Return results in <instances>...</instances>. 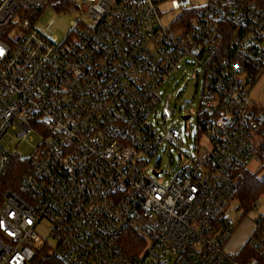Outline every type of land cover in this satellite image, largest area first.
I'll return each mask as SVG.
<instances>
[{
	"label": "built area",
	"instance_id": "2783aa9c",
	"mask_svg": "<svg viewBox=\"0 0 264 264\" xmlns=\"http://www.w3.org/2000/svg\"><path fill=\"white\" fill-rule=\"evenodd\" d=\"M166 1L163 11L161 0H0V177L16 156L4 135H42L23 190L0 188V264H35L44 251L63 264H264V212L247 241L261 256L246 260L228 249L236 219L224 215L242 171L264 157V108L249 91L264 67L252 74L220 54L227 24L235 54L264 63V9ZM49 6L79 15L60 42L34 23ZM186 63L203 89L181 117L205 126L208 147L158 182L147 157L179 142L164 85ZM130 233L140 242L128 247Z\"/></svg>",
	"mask_w": 264,
	"mask_h": 264
},
{
	"label": "rangeland",
	"instance_id": "374dc122",
	"mask_svg": "<svg viewBox=\"0 0 264 264\" xmlns=\"http://www.w3.org/2000/svg\"><path fill=\"white\" fill-rule=\"evenodd\" d=\"M195 4H202L205 0H193ZM170 7L169 1L161 0L158 4L159 10L165 11ZM79 15L73 12H66L56 6H49L41 10L34 18L36 28L43 33L50 35L57 42L66 38L74 22ZM171 16H163V21L168 22ZM196 66L193 63H186L179 71L174 72L166 81L164 90L171 98L172 107L175 108L168 124H174L178 127L180 132L179 142L177 144H166L159 147V149L151 156L147 157L148 167L150 169L157 167L162 169L159 177L152 175L156 181L165 183V180L170 179L181 167H183L189 158H194L198 152H202L208 147L207 135L205 133L197 132L196 119L191 116L189 119H184L183 104L187 103L186 108H196L201 98L203 89L202 77H195L194 71ZM250 99L256 103L264 106V70L258 77L253 86L249 88ZM182 108V110L180 109ZM197 134H200L197 135ZM42 139L36 130L31 133V139H19L13 132H7L1 139L3 146H6L11 152L16 153L23 160L30 158L34 151L36 144ZM250 171H258L261 177L264 175V161L263 159L250 162L248 165ZM264 212V194L256 200V206L241 217L242 209L239 207L238 200L232 198L224 208V215L236 219V230L233 234L234 240L228 249L232 252L242 250L253 229V219ZM36 232L42 239H45L48 246L55 247V240L49 235V228L47 223L42 222L36 226ZM41 241L38 243L40 244Z\"/></svg>",
	"mask_w": 264,
	"mask_h": 264
},
{
	"label": "trees",
	"instance_id": "16d2710c",
	"mask_svg": "<svg viewBox=\"0 0 264 264\" xmlns=\"http://www.w3.org/2000/svg\"><path fill=\"white\" fill-rule=\"evenodd\" d=\"M257 4L264 9V0H255ZM194 11L189 12L188 17L194 15ZM190 18L187 19L189 21ZM189 25V23H188ZM231 27V26H230ZM223 35V44L221 45L220 54L225 56H231L235 58L238 62L245 64L247 70L252 74H255L257 71L261 70L264 67V63L260 60H253L252 58H248L247 60L241 59L237 56L234 52V48L229 45V38L231 36V28L224 25V29L222 30ZM256 63L259 67H249V62ZM264 108V106H263ZM201 119L204 120V123L207 122L209 117L208 112L204 111L201 114ZM262 124H264V114L262 117ZM197 132L204 133L205 126L197 127ZM200 136V134H197ZM262 150L264 149V140L261 145ZM264 161V157H263ZM29 166V162L27 160L21 159L19 156H13L11 158L10 163L8 164L5 172L0 177V188H11L14 191L18 192L23 190L22 187V176L27 167ZM259 169L256 171H250L249 169H244L242 171V176L240 177L237 190L233 198L238 200L239 207L243 211V216L251 209L253 203L264 194V175L259 176L258 173ZM140 242L139 236L137 234L130 233L126 239L128 247L131 246V243ZM47 252H41L39 258L36 260L35 264H63L61 261L54 259L53 257L46 254ZM243 259H249L251 257L261 256L255 251L251 250L248 244L240 252Z\"/></svg>",
	"mask_w": 264,
	"mask_h": 264
},
{
	"label": "crops",
	"instance_id": "0c3cea01",
	"mask_svg": "<svg viewBox=\"0 0 264 264\" xmlns=\"http://www.w3.org/2000/svg\"><path fill=\"white\" fill-rule=\"evenodd\" d=\"M235 230H236V228H235ZM235 230H234V232H235ZM234 234V233H233ZM232 239H233V237H232ZM230 240V243H229V245L234 241V240Z\"/></svg>",
	"mask_w": 264,
	"mask_h": 264
},
{
	"label": "water",
	"instance_id": "95a60500",
	"mask_svg": "<svg viewBox=\"0 0 264 264\" xmlns=\"http://www.w3.org/2000/svg\"><path fill=\"white\" fill-rule=\"evenodd\" d=\"M183 118L184 119H187V118H189V115H185V116H183ZM156 174V173H155Z\"/></svg>",
	"mask_w": 264,
	"mask_h": 264
}]
</instances>
